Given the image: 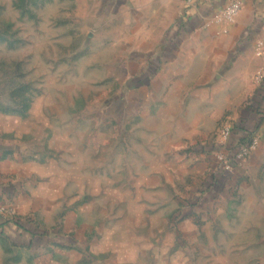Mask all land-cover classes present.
<instances>
[{"label": "rangeland", "instance_id": "1", "mask_svg": "<svg viewBox=\"0 0 264 264\" xmlns=\"http://www.w3.org/2000/svg\"><path fill=\"white\" fill-rule=\"evenodd\" d=\"M99 28L92 0H0L1 136L53 165L61 210L86 226L54 264H264V125L240 144L227 136L264 67L247 92L221 69L110 115L127 85L116 71L143 42ZM248 144L234 168L230 149ZM228 174L236 182L215 190ZM4 250L0 264H34Z\"/></svg>", "mask_w": 264, "mask_h": 264}, {"label": "crops", "instance_id": "2", "mask_svg": "<svg viewBox=\"0 0 264 264\" xmlns=\"http://www.w3.org/2000/svg\"><path fill=\"white\" fill-rule=\"evenodd\" d=\"M232 1L242 5L236 21L213 22ZM92 9L99 29L113 37L109 42H143L141 54L132 51L116 71L127 85L110 115L118 109L125 116L139 111L148 89L165 93L173 85L178 90L211 79L221 69L238 80L235 89L247 92L264 67V55L255 51L258 42L264 43V0H195L193 5L185 0H92ZM6 120L0 114V253L7 246L24 249L34 264H54L56 254L86 240V226L75 221L73 212L61 210L68 199L53 165L34 158L26 144L1 136Z\"/></svg>", "mask_w": 264, "mask_h": 264}, {"label": "trees", "instance_id": "3", "mask_svg": "<svg viewBox=\"0 0 264 264\" xmlns=\"http://www.w3.org/2000/svg\"><path fill=\"white\" fill-rule=\"evenodd\" d=\"M252 105V109L245 110L243 113L244 115L235 123L230 137V141L233 144H240L246 136L255 135L259 127L264 124V81L258 87L256 94L253 97ZM239 148L240 146H236L235 148L230 149L232 151L231 154L234 159V162L232 164L234 168H236L241 163V160L237 159ZM231 180H233L232 183H230ZM219 181L220 182H218V184L214 183L212 186L215 187V190L220 192L221 186L223 184L225 185L226 182L234 184V182H236V177L228 174L227 177H225L224 179H220Z\"/></svg>", "mask_w": 264, "mask_h": 264}, {"label": "built area", "instance_id": "4", "mask_svg": "<svg viewBox=\"0 0 264 264\" xmlns=\"http://www.w3.org/2000/svg\"><path fill=\"white\" fill-rule=\"evenodd\" d=\"M185 2L188 5H193L195 3V0H185ZM241 7H242V5H241L240 2L232 1L229 4H227V6L220 13L216 14L215 16H213L212 21L216 22V23L232 24L238 18V15H239V13L241 11ZM263 49H264V44L261 43L260 46H258V48H257V55L258 56L262 55ZM263 81H264V75H263V77L261 79V82H260L259 86L263 83ZM231 133H232V130L227 135L229 140H230V137H231ZM250 149H251V146L249 147V144H248V146H245L243 148L240 147L237 159L242 161L243 152L245 154V152H248Z\"/></svg>", "mask_w": 264, "mask_h": 264}]
</instances>
